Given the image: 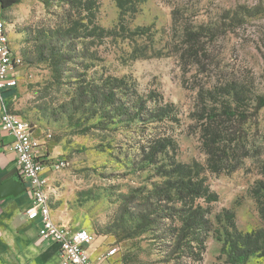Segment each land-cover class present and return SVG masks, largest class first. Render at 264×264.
Listing matches in <instances>:
<instances>
[{
	"label": "rangeland",
	"instance_id": "obj_1",
	"mask_svg": "<svg viewBox=\"0 0 264 264\" xmlns=\"http://www.w3.org/2000/svg\"><path fill=\"white\" fill-rule=\"evenodd\" d=\"M135 1L137 12L126 18L129 26L149 30L132 41L86 37L70 52L71 60L57 67L36 59L32 38L38 35L39 42L48 41L51 32L64 28L63 9L68 6L61 0H19L10 6L5 11V22L12 33L10 44H24V54L30 57L26 62L21 53L29 69L18 81V105L11 111L34 125L36 133L40 129L49 133L47 147L59 145L57 154L67 162L58 171L60 194L51 195L56 220L71 229L84 228L94 239L105 236L107 243L116 247L115 259L121 264L125 253L132 255L127 264H171L165 248L160 249L150 233L127 236L135 221L121 211L122 196L130 188L147 184V172L138 164L139 143L167 126L140 121L131 125L105 120L100 123L98 114H90L96 106L87 102L78 107L77 94L80 88L89 89L101 79L115 76L124 78L129 93L135 91L147 99L149 106V95L171 103L179 119L168 123L178 144L177 158L203 163L196 119L203 101L209 99V91L220 82L233 80L246 86L250 99L264 96V0ZM173 9L194 27L212 29L202 30L205 44L198 62L179 57L181 31L172 23ZM118 15L115 0H101L95 20L110 29ZM132 95L131 100L134 92ZM247 115L234 135L240 144L237 160L219 174L206 172L218 201L211 205L213 228L202 260L194 264H230L220 253L221 242L213 232L219 225L215 215L222 209L234 212L236 226L242 231L264 226L252 196V189L259 181L264 182V106L256 113L250 107ZM232 165L236 168L228 172ZM182 261L191 264L187 258ZM245 264H264V257L251 256Z\"/></svg>",
	"mask_w": 264,
	"mask_h": 264
},
{
	"label": "trees",
	"instance_id": "obj_2",
	"mask_svg": "<svg viewBox=\"0 0 264 264\" xmlns=\"http://www.w3.org/2000/svg\"><path fill=\"white\" fill-rule=\"evenodd\" d=\"M61 1L68 6L63 9L67 25L51 32L48 41L39 42L38 35L32 38L36 59L51 63L53 67L71 60L70 52L75 51L78 42L86 37L96 36L100 41L105 37L132 41L142 31L149 30V27L129 26L126 18L137 12L135 0H115L119 15L110 29L103 28L95 20L101 0ZM18 2L0 0L1 11ZM172 23L178 24L181 31L179 57L190 62L200 61V51L204 50L205 44L202 30L211 31V27H194L183 19L178 9L172 10ZM23 55L29 62L30 57L24 52ZM54 70L58 71L57 68ZM245 87L243 83L226 80L215 85L214 91H209L207 103L203 101L196 119L200 146L205 155L203 163L195 159L184 162L177 158L178 144L168 123L179 119L172 111L171 103H163L149 95L152 102L149 106L147 99L139 97L135 91H131L135 94L131 100L133 95L129 93V85L124 78L115 76H107L89 89L80 88L77 94L78 107L87 102L96 106L90 114H98L100 123L105 120L131 125L140 121L161 122L167 126L163 132L139 143L138 164L141 171L147 172V184L130 188L122 196L121 211L135 221L127 236L150 233V238L161 246L159 248H165V256L168 261L172 260L171 264H184L182 260L186 258L191 264L202 260L206 239L213 228L211 205L218 201V194L210 188L206 172L219 174L230 162L237 160L236 150L240 144L234 135L248 119L250 107L256 113L264 106V96L256 95L252 100ZM128 97L129 100L125 101ZM235 168L232 165L228 172ZM252 196L264 223L263 181L252 189ZM215 220L219 225L213 230L214 237L221 242L220 253L226 256L228 263L245 264L251 256L264 257V226L242 231L236 226L234 212L227 208L218 212ZM131 258V254L125 253L121 261L127 264Z\"/></svg>",
	"mask_w": 264,
	"mask_h": 264
},
{
	"label": "built area",
	"instance_id": "obj_3",
	"mask_svg": "<svg viewBox=\"0 0 264 264\" xmlns=\"http://www.w3.org/2000/svg\"><path fill=\"white\" fill-rule=\"evenodd\" d=\"M23 65V58L13 51L6 25L0 20V130L12 136V149L16 155L19 177L27 182L31 204L24 213L30 220L37 219L40 241H53L59 245V264H98L106 257L117 253L111 246L105 253L92 258L89 248L94 235L84 228L71 229L67 224L56 222L51 215L47 180L41 176L44 160L40 151V139L34 135L35 127L12 112L3 96L6 89L14 90L18 84L17 70ZM51 135L44 133V139ZM67 165L64 158L55 157L52 170L59 171Z\"/></svg>",
	"mask_w": 264,
	"mask_h": 264
},
{
	"label": "crops",
	"instance_id": "obj_4",
	"mask_svg": "<svg viewBox=\"0 0 264 264\" xmlns=\"http://www.w3.org/2000/svg\"><path fill=\"white\" fill-rule=\"evenodd\" d=\"M8 9V8H7ZM5 9L3 12L0 7V20L6 25L9 40L12 36L5 22ZM13 51L20 54L26 50L24 44L20 47L12 46ZM29 69L27 64L20 66L17 70L18 81ZM14 90L6 89L3 93L8 108L14 109L18 105V84ZM34 135L40 139V151L44 160V168L41 176L47 180L49 203L51 207V195L60 194L57 177L60 172L52 170V162L59 154L57 150L59 145H46L44 132L40 129L39 133ZM12 136L0 130V183L11 177H18L16 168V155L12 149ZM22 180V179H21ZM25 190L16 196H7L0 198V264H59V245L53 241H40L37 231L39 222L37 219L30 220L26 217L24 211L31 204V196L27 190V182L22 180ZM52 215V210H51ZM56 222V218L52 215ZM111 246L103 238H95L89 248V254L92 258H97L100 254ZM115 256L106 257L98 264H121L116 262Z\"/></svg>",
	"mask_w": 264,
	"mask_h": 264
},
{
	"label": "water",
	"instance_id": "obj_5",
	"mask_svg": "<svg viewBox=\"0 0 264 264\" xmlns=\"http://www.w3.org/2000/svg\"><path fill=\"white\" fill-rule=\"evenodd\" d=\"M25 190L21 178L11 177L0 183V198L16 196Z\"/></svg>",
	"mask_w": 264,
	"mask_h": 264
}]
</instances>
